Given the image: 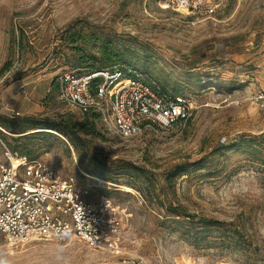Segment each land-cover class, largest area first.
Returning a JSON list of instances; mask_svg holds the SVG:
<instances>
[{
  "label": "rangeland",
  "instance_id": "1",
  "mask_svg": "<svg viewBox=\"0 0 264 264\" xmlns=\"http://www.w3.org/2000/svg\"><path fill=\"white\" fill-rule=\"evenodd\" d=\"M222 7L199 16L160 0H0V138L129 214L118 251L0 236V260L264 264V111L253 100L264 0ZM113 66L185 97L186 126L123 139L59 98L62 73Z\"/></svg>",
  "mask_w": 264,
  "mask_h": 264
},
{
  "label": "built area",
  "instance_id": "2",
  "mask_svg": "<svg viewBox=\"0 0 264 264\" xmlns=\"http://www.w3.org/2000/svg\"><path fill=\"white\" fill-rule=\"evenodd\" d=\"M223 0H160L161 6L199 16H214ZM59 98L81 114L96 116L101 125L128 139L186 126L192 104L165 91L146 75L122 66L83 72L67 71L59 78ZM253 100L264 111V88ZM0 159V236L10 245L41 240H77L92 249L115 252L129 214L111 199L90 198V185L74 176L61 177L46 163L12 152L2 141ZM129 264H151L144 256Z\"/></svg>",
  "mask_w": 264,
  "mask_h": 264
},
{
  "label": "trees",
  "instance_id": "3",
  "mask_svg": "<svg viewBox=\"0 0 264 264\" xmlns=\"http://www.w3.org/2000/svg\"><path fill=\"white\" fill-rule=\"evenodd\" d=\"M101 69H104V68H101ZM91 71H94V70H100V69H90ZM84 115L87 119H94L96 120V116H93V115H89V114H82ZM52 128V127H50ZM178 216L181 215V214H177ZM187 216H191V215H187Z\"/></svg>",
  "mask_w": 264,
  "mask_h": 264
},
{
  "label": "clouds",
  "instance_id": "4",
  "mask_svg": "<svg viewBox=\"0 0 264 264\" xmlns=\"http://www.w3.org/2000/svg\"><path fill=\"white\" fill-rule=\"evenodd\" d=\"M63 251V249H57V253H55L54 255H56L57 256V258H59V256H58V254H59V252H62ZM0 264H9V262L8 261H6V260H0Z\"/></svg>",
  "mask_w": 264,
  "mask_h": 264
}]
</instances>
